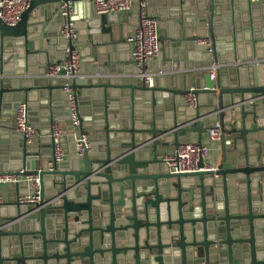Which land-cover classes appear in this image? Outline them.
<instances>
[{
  "label": "water",
  "instance_id": "water-1",
  "mask_svg": "<svg viewBox=\"0 0 264 264\" xmlns=\"http://www.w3.org/2000/svg\"><path fill=\"white\" fill-rule=\"evenodd\" d=\"M27 1L15 26L0 21V172L23 170L38 187L0 186V264H264V0H144L160 41L152 87L98 53L85 71V47L79 74L90 77H48L80 45L79 30L74 44L61 36L63 4L75 26L129 53L128 30L117 39L119 25L94 0ZM205 37L212 52L197 44ZM65 87L90 146L78 157L70 135L67 159L54 163L51 126L69 121ZM22 103L34 130L31 117L46 127L31 143L15 130ZM215 124L218 140L203 138ZM187 143L211 151L199 163L208 169L170 172L163 158Z\"/></svg>",
  "mask_w": 264,
  "mask_h": 264
},
{
  "label": "built area",
  "instance_id": "built-area-1",
  "mask_svg": "<svg viewBox=\"0 0 264 264\" xmlns=\"http://www.w3.org/2000/svg\"><path fill=\"white\" fill-rule=\"evenodd\" d=\"M28 8L27 0H0V21L7 26H15L21 17V14ZM94 11L97 15H109L113 17L131 14L136 12V25L128 30L126 42L130 45V66L132 68L131 75L137 78L146 87H152L153 79L156 76L151 72L149 65L154 60L160 50V41L158 35V20L155 17L146 14L144 0H94ZM63 24L61 28V36L74 44L77 41L78 33L75 24L69 19L71 14L70 2L61 6ZM197 44L205 46L208 52H212V40L210 37L197 40ZM80 54L77 46L73 45L72 50L66 51V60L62 63L53 62L48 68L47 76L50 78H61L65 80H73L81 77L80 73ZM216 66L211 68L210 79L214 80ZM63 74L60 75V71ZM192 90V89H190ZM65 92H69V121L68 124L72 128L73 136L77 135L78 139L74 142L75 153L79 157L89 148V139L87 134L79 132V118L77 107L72 93L68 87L64 88ZM185 102L188 107L196 104L192 94H187ZM15 130L26 143L33 142L35 138L34 128L28 122L26 106L22 103L15 113ZM63 127L59 123H53L51 126V138L53 140L52 161L57 163L63 160L61 149L58 145V139L62 135ZM219 127L215 124L208 129L206 137L209 141H216L219 138ZM209 149L202 145L187 143L180 144L172 155L163 158L167 163L170 172L181 174H192L208 168H199V163H208ZM52 166V163H50ZM23 170L19 173L0 172V186L6 184H20L28 182L31 187H38V178L36 176H22ZM38 198L24 197L20 202H37ZM1 202V197H0Z\"/></svg>",
  "mask_w": 264,
  "mask_h": 264
},
{
  "label": "crops",
  "instance_id": "crops-1",
  "mask_svg": "<svg viewBox=\"0 0 264 264\" xmlns=\"http://www.w3.org/2000/svg\"><path fill=\"white\" fill-rule=\"evenodd\" d=\"M119 18V19H118ZM118 18L114 17V21L117 22V24L119 25V28L117 30V33L115 35V37L117 39H122L123 40V35L124 32L126 33L127 30L131 29L132 26L136 25V21H137V14L136 12H132L131 14H125V15H121L118 16ZM77 31H81L80 34V45L79 46V50L83 51V48H87L84 49V53L86 54V58H85V65H87V68H85L84 70L86 71H90L91 68L90 62L92 60V53H94L95 55L98 53L99 55H102L99 62L100 64L104 65L106 62L110 61L111 64L115 65L116 67H119L121 69V71H125L127 72V69H129L130 73H132V68L130 66V52L128 53V49L126 48L127 45L126 43H112L113 41H111V35L109 34H105V35H89V31L90 29H88L89 27H87V23L81 24V25H76ZM88 32V33H87ZM78 40H79V36H78ZM103 41H107L104 43V47H96L99 46V44ZM109 41V42H108ZM116 42V41H115ZM118 42V41H117ZM213 42V41H212ZM116 48V49H115ZM213 48V46H212ZM102 51H109V56L106 55V53H101ZM53 63V62H51ZM50 63V64H51ZM149 69L151 72H153V69L151 67V65H149ZM90 74L84 73L81 74V77H90ZM122 76H131L134 78L133 75H129L127 73L122 74ZM52 79H61L59 77L57 78H52ZM32 121H33V126L35 127V136H36V141L38 140V138L40 137V132L46 130V127L44 126V122L41 121V119L38 116L35 117H31ZM61 126L63 127L62 130V137H64L63 143H62V147L65 150V154L61 149L62 155H63V160L67 159V153L70 152V150L73 147V143L71 140L70 135H73V131L70 130V126L68 124V122L66 124H61ZM206 137V135H203V138ZM38 145H41V143H39V141L37 142ZM40 147V146H39ZM61 147V146H60ZM210 151V150H209ZM211 161V151L209 152V158L207 159V162ZM1 197V195H0ZM11 197V194L9 192L6 193V200H8V198ZM2 199V197H1Z\"/></svg>",
  "mask_w": 264,
  "mask_h": 264
}]
</instances>
